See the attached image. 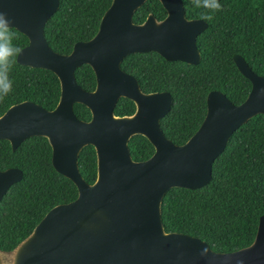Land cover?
<instances>
[{
    "label": "water",
    "instance_id": "1",
    "mask_svg": "<svg viewBox=\"0 0 264 264\" xmlns=\"http://www.w3.org/2000/svg\"><path fill=\"white\" fill-rule=\"evenodd\" d=\"M147 0H112L98 32L78 41L70 53L55 51L45 36L48 20L60 0H0V12L29 43L17 62L49 69L60 80L61 95L53 109L31 100L11 105L0 116V139L13 150L32 136H44L52 147V164L78 189L76 199L51 208L30 235L13 250H0V264H264V214L254 241L232 252H218L199 237L166 231L162 220L165 194L173 187L201 188L213 177V163L233 133L258 114H264V76L241 54L233 60L252 88L234 103L220 90L207 95V113L198 130L183 144L168 138L162 118L173 106L169 91H143L136 76L122 68L132 53L155 51L169 61L198 64V36L208 22L186 16L183 0H160L167 14L152 12L141 22L134 14ZM89 64L96 75L94 90L83 88L76 70ZM136 110L117 115L122 98ZM89 107V120L74 106ZM143 135L155 151L135 160L129 142ZM87 145L97 155V178L89 183L80 172L79 156ZM18 167L0 169V201L23 179Z\"/></svg>",
    "mask_w": 264,
    "mask_h": 264
},
{
    "label": "trees",
    "instance_id": "2",
    "mask_svg": "<svg viewBox=\"0 0 264 264\" xmlns=\"http://www.w3.org/2000/svg\"><path fill=\"white\" fill-rule=\"evenodd\" d=\"M186 16L203 19L211 15L208 28L197 38L202 58L198 64L169 61L155 51L132 53L122 68L139 80L143 91H169L173 106L161 120L166 136L185 143L200 127L207 113V95L224 92L231 101L242 103L252 88L251 81L236 66L233 55L241 54L251 68L264 76V0H218L220 11L197 7L183 0ZM112 0H60L58 11L48 20L45 36L60 53H70L78 41L91 39L99 30L102 16ZM163 19L167 12L160 0H147L134 14L143 22L149 13ZM205 20V19H203ZM13 46L20 50L28 37L12 28ZM18 55V54H17ZM8 73L11 91L0 99V115L24 100L53 109L59 102L61 85L49 69L17 62ZM86 90L96 87V75L89 64L76 70ZM76 115L89 120L91 110L76 103ZM136 105L122 97L117 115H131ZM135 160H145L155 151L143 135L129 142ZM80 172L89 183L97 178V155L93 145L79 156ZM18 167L23 179L13 184L0 201V250L11 251L32 233L54 206L77 198L78 189L52 164V147L44 136H32L13 150L9 140L0 139V169ZM212 180L201 188L173 187L163 198L162 220L166 231L199 237L218 252H232L249 246L255 239L264 214V114L241 125L231 136L224 152L213 163Z\"/></svg>",
    "mask_w": 264,
    "mask_h": 264
},
{
    "label": "clouds",
    "instance_id": "3",
    "mask_svg": "<svg viewBox=\"0 0 264 264\" xmlns=\"http://www.w3.org/2000/svg\"><path fill=\"white\" fill-rule=\"evenodd\" d=\"M197 7L211 8L213 11L222 10L223 6L218 0H193ZM205 20H211V15L203 16ZM13 32L11 21L7 15L0 12V99L11 91V80L8 73L14 63L15 56L20 49L12 44Z\"/></svg>",
    "mask_w": 264,
    "mask_h": 264
},
{
    "label": "flooded vegetation",
    "instance_id": "4",
    "mask_svg": "<svg viewBox=\"0 0 264 264\" xmlns=\"http://www.w3.org/2000/svg\"><path fill=\"white\" fill-rule=\"evenodd\" d=\"M1 115H2V114H1ZM1 115H0V116H1Z\"/></svg>",
    "mask_w": 264,
    "mask_h": 264
}]
</instances>
